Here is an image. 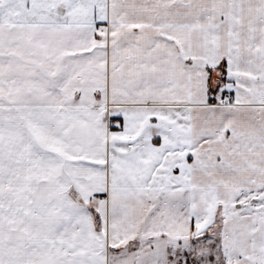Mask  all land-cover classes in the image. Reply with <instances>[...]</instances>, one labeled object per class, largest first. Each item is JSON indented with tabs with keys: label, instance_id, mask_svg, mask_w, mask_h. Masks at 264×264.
<instances>
[{
	"label": "snow or ice",
	"instance_id": "1",
	"mask_svg": "<svg viewBox=\"0 0 264 264\" xmlns=\"http://www.w3.org/2000/svg\"><path fill=\"white\" fill-rule=\"evenodd\" d=\"M0 264H264V0H0Z\"/></svg>",
	"mask_w": 264,
	"mask_h": 264
}]
</instances>
